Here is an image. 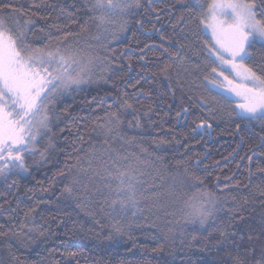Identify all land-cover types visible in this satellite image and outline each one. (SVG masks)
<instances>
[{"label":"trees","instance_id":"obj_1","mask_svg":"<svg viewBox=\"0 0 264 264\" xmlns=\"http://www.w3.org/2000/svg\"><path fill=\"white\" fill-rule=\"evenodd\" d=\"M210 2L140 0L101 22L93 0H0L10 6L0 15L11 19L22 7L21 24L34 21V47L71 33L64 43L93 61L90 82L49 105L51 132L41 129L39 151L24 154L27 171L0 176L4 264H256L264 256V173L256 170L264 125L239 120L238 103L217 87L205 44L212 39L200 23ZM252 52L246 63L264 74V48ZM124 99L132 109L120 108ZM117 111L118 127H98ZM202 120L211 128L193 131ZM132 169L139 211L114 212L109 204L124 198L118 171ZM210 198L218 210L207 224L186 222L194 208H211Z\"/></svg>","mask_w":264,"mask_h":264},{"label":"snow or ice","instance_id":"obj_2","mask_svg":"<svg viewBox=\"0 0 264 264\" xmlns=\"http://www.w3.org/2000/svg\"><path fill=\"white\" fill-rule=\"evenodd\" d=\"M39 6L33 4V7ZM197 6H200V0H194L193 8ZM7 7L10 6L0 4V12ZM140 7H142L140 0H93L91 10L100 12L99 19L103 22L106 15L126 13ZM193 8H189L188 11L191 19L195 20L197 17L193 14ZM11 13L16 14L11 19L0 15V176L5 177L14 168L27 171L24 154L39 151L35 145L38 143L37 136L41 129L51 132L49 105L54 107L59 96L90 82V65L93 63L92 59L84 62L77 49L64 43L71 33H65L62 38H57L55 44L50 42L43 48L34 47L27 42L28 25L34 21L28 19L21 24L19 17L25 14L22 7H13ZM179 20L183 22L184 16L181 15ZM200 23L211 29L213 43L209 45L205 42L210 56L215 58L213 62L217 63V67H213L211 72L223 76L227 82V87L223 83L217 84V87L242 98L243 102L237 105L239 110L235 112V116L244 122L258 121L264 125V74H257L246 63L252 59V49L256 44L264 48V0H212L208 5L207 16L200 19ZM126 24L127 21L121 26V31ZM225 66L235 73L233 79H229L223 71L218 72L217 68L223 69ZM236 79L239 80L238 83H234ZM212 83L215 84L216 81L213 80ZM114 99L119 101L121 98ZM202 102L206 103L203 99ZM120 108L128 110L133 106L124 99L120 103ZM183 111L187 112V109ZM211 112L209 109L210 114ZM107 115V124L98 127L110 133L113 128L108 125L114 124L118 127L122 120L119 111ZM228 115L231 117L232 113ZM239 127L237 124V129ZM210 128L211 124L207 120H202L193 131ZM261 140L264 141V136ZM250 151L255 154V148ZM39 154L42 158L45 156L44 151ZM259 155L264 156V152H260ZM256 170L264 173V167H258ZM135 172V169L118 171L117 179L121 186L118 195H123L124 198L113 200L109 204L114 212L119 210L121 213H127L130 208L139 211ZM193 179L202 183L199 177ZM76 183L78 181L73 180V184L66 186L65 193L71 196ZM209 204L211 208L202 206L186 213V222L198 223L201 227L206 225L213 215V210H218L215 199L210 198ZM132 214L134 216L136 212L133 211ZM26 226L20 225L21 228ZM113 227L120 232L119 224ZM6 235V232L0 231V237ZM221 236H225V233L221 232ZM153 251H163V248ZM0 264L4 262L0 260ZM235 264L246 262L236 257ZM256 264H264V256Z\"/></svg>","mask_w":264,"mask_h":264},{"label":"rangeland","instance_id":"obj_3","mask_svg":"<svg viewBox=\"0 0 264 264\" xmlns=\"http://www.w3.org/2000/svg\"><path fill=\"white\" fill-rule=\"evenodd\" d=\"M211 2H212V0H211ZM211 2H210V3H211ZM210 3H209V4H210ZM208 22H210V20H209ZM204 29H205V31H206V32L210 35V37H211V29L206 28L205 25H204ZM211 39H212V38H211ZM212 43H213V41H212ZM221 71H223V72H224V75L228 76L229 79H233V78L235 77V73L232 72L228 66H225L223 69H221ZM221 78H222V80H221L219 83H223V84L225 85V87H227V82L224 81L223 76H221ZM238 82H239L238 79L234 80V83H238ZM219 83H218V84H219ZM220 89H221V88H220ZM221 90H223L224 92H226V94H227L228 96H230L231 98H233L238 104L243 102V101H242V98H241V97H237L234 93H231V92L225 91L224 89H221ZM238 110H239V109H238ZM38 119H39V117H38Z\"/></svg>","mask_w":264,"mask_h":264}]
</instances>
